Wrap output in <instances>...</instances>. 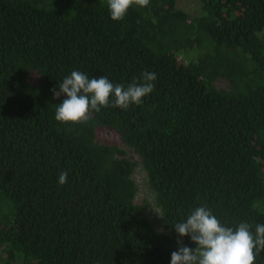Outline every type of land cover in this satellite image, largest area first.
I'll list each match as a JSON object with an SVG mask.
<instances>
[{
	"label": "trees",
	"instance_id": "1",
	"mask_svg": "<svg viewBox=\"0 0 264 264\" xmlns=\"http://www.w3.org/2000/svg\"><path fill=\"white\" fill-rule=\"evenodd\" d=\"M194 1L196 15L150 0L113 21L106 0H0V264H171L178 239L196 247L173 225L198 206L264 224V0ZM74 70L157 79L139 105L58 122L52 89ZM97 127L138 158L162 232Z\"/></svg>",
	"mask_w": 264,
	"mask_h": 264
},
{
	"label": "clouds",
	"instance_id": "2",
	"mask_svg": "<svg viewBox=\"0 0 264 264\" xmlns=\"http://www.w3.org/2000/svg\"><path fill=\"white\" fill-rule=\"evenodd\" d=\"M150 0H106L110 18L121 21L133 4L146 7ZM155 72L145 71L139 80L113 84L107 77L89 78L74 70L53 88V98H65L56 104L55 119L62 123H84L92 111L105 107L127 110L139 105L143 98L154 90ZM68 173L62 171L58 183H67ZM179 237L189 236L196 247L190 248L178 239V249L171 253V264H254L259 253L264 251V224H256L254 231L246 222L236 227L222 224L207 206H198L186 219L173 225Z\"/></svg>",
	"mask_w": 264,
	"mask_h": 264
},
{
	"label": "rangeland",
	"instance_id": "3",
	"mask_svg": "<svg viewBox=\"0 0 264 264\" xmlns=\"http://www.w3.org/2000/svg\"><path fill=\"white\" fill-rule=\"evenodd\" d=\"M175 7L182 9L191 15H196L199 12V5L194 0H175ZM36 79V75H29L28 80L30 83L36 82ZM218 84L223 85L224 82L219 80ZM95 140L103 144H115L125 150L127 158H129L134 165L131 173V177L136 189L134 194V202L142 206L144 214L152 228L156 232H162L163 228L159 222L158 209L154 204L153 195L147 187L143 169L140 166L136 155L131 150L123 146V144L119 141L117 134L110 128L97 127L95 130Z\"/></svg>",
	"mask_w": 264,
	"mask_h": 264
}]
</instances>
